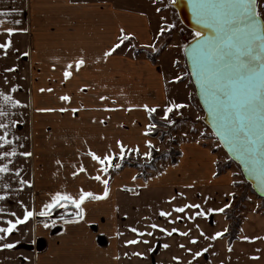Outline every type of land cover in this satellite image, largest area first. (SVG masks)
I'll use <instances>...</instances> for the list:
<instances>
[{
  "label": "crops",
  "instance_id": "0c3cea01",
  "mask_svg": "<svg viewBox=\"0 0 264 264\" xmlns=\"http://www.w3.org/2000/svg\"><path fill=\"white\" fill-rule=\"evenodd\" d=\"M157 8H160L157 0H0V11L10 13L0 17L4 20L0 42L6 39L2 28L27 29L13 35V48L7 57L0 55V90L10 92L15 86L16 92L11 94L21 101L20 106L10 109L8 116L17 122L8 130L9 139H18L0 149L15 148L17 152L15 157L8 158L12 160L13 171L0 179V183L10 185L9 189L0 188V194L8 192L5 200L0 201V207L7 210L0 213V227L7 226V219L22 218L25 207L36 213L0 241V244H14L12 249L0 248V264H176L173 256L181 257V264H186L192 256L178 248L180 243L193 251L211 245L193 264H264V239H241L264 237V217L255 208L243 210L239 239L231 246L224 236L215 241L201 237L197 245H191L188 238L178 234L167 237L158 230L154 237L142 238L149 241L147 245L125 244L126 240L136 238L128 230L129 225L152 231L145 226L155 222L169 229H191V235L197 237L199 230L211 236L228 229L230 221L225 211L175 224H168L158 215L160 210L171 211L173 205L183 203H199L205 210L225 204L231 206L239 193L238 168L217 171L218 165L228 160L224 150L187 133L186 126L174 133L180 153L176 163L161 161L159 169H151L146 177L138 167L131 166L113 168L103 174L110 181V195L104 200L86 201L84 221L65 224L56 218L57 223L52 225L51 220L38 215L56 191H67L74 196L80 188L102 193L103 185L89 178L99 168L86 155L89 149L102 155L111 146L113 152H118L116 141L120 140L127 147L140 149L139 156L135 153H126V156L143 160L146 158L143 153L148 150L146 140H151L157 148L166 143L150 133L143 134L152 121L143 108L132 105H158L154 115L161 119L164 105L174 100L189 105L179 110L182 114L173 112L176 119L198 121L197 117H204L191 98L194 88L187 81L173 79L181 76L175 63L180 60L179 40L174 37L160 46L163 41L160 35L157 39L158 29L168 23L169 12L162 8L157 12ZM17 19L21 21L19 25L14 23ZM121 29L132 37L107 61H97L98 56L118 42ZM144 45H155V51L161 47L155 62L144 53L155 51ZM24 52L28 55H23ZM81 56L85 58V65L78 71L73 66V75L64 81L66 65ZM13 66L14 71L5 70ZM42 88L52 91L41 92ZM65 94L71 97L69 102L59 99ZM101 95L108 99L100 101ZM105 105L115 110L106 111ZM62 107L69 111H58ZM42 108L57 111H37ZM72 108L80 111L74 114ZM22 152L31 155L25 157L20 155ZM81 163L87 172L73 177L71 173ZM113 163L121 161L117 158ZM16 169L20 171L18 178ZM133 176L137 177L135 181ZM19 179H26L30 184L21 188ZM145 184L147 187H138ZM178 193H183V197ZM171 196L177 198L169 204ZM193 211L186 210V213ZM11 212L16 216H11ZM176 215L173 213L171 219ZM45 223L49 227H44ZM197 224L199 230L195 227ZM165 243L170 247L165 249ZM134 252L143 253V257L132 255Z\"/></svg>",
  "mask_w": 264,
  "mask_h": 264
},
{
  "label": "snow or ice",
  "instance_id": "6c2138e0",
  "mask_svg": "<svg viewBox=\"0 0 264 264\" xmlns=\"http://www.w3.org/2000/svg\"><path fill=\"white\" fill-rule=\"evenodd\" d=\"M155 2V0H153ZM177 0H169V3L175 4ZM187 5L191 12L192 20L196 26L192 40L190 43H185L183 53L187 57V61L191 68V76L195 80L196 87L199 92L200 99L203 104V110L206 117H197V119H205L206 122L211 124L212 133L218 137L219 143L227 148L230 157H234L243 166L244 173L251 177L257 185H259L261 192H264V16L258 10V0H187ZM16 9H12L15 12ZM157 12L161 11L160 8L156 9ZM10 13L8 11H0V17H7ZM163 20V17H161ZM4 20L0 19V27H2ZM14 23L19 25L20 20H15ZM175 27L172 23H165L164 26L159 27L158 36L163 35L165 32ZM17 32H27L26 28L7 27L2 28V33L6 35V39L0 42V55L7 57L9 51L13 48L12 37ZM121 35L118 37V42L113 44L110 48L103 52L102 56L97 57V61L107 59L128 41L132 34H125L124 30H120ZM144 47H152L153 51L156 50L155 45H144ZM23 55L27 56L28 53L24 52ZM85 58L83 56L75 59L66 65L63 71V79L67 81L72 75L73 66L78 71L85 65ZM175 63H179L175 61ZM8 72L15 70V67L5 69ZM174 81L182 79L180 75L175 76ZM41 92H51L52 89H40ZM83 91V89H81ZM16 92V87L13 86L10 92L0 90V149L5 146H11L14 137L9 139V128L15 127L17 122L8 119L9 111L11 108L21 105V101L15 99L11 93ZM61 101L69 102L71 97L67 94L59 97ZM108 97L101 95L100 101H106ZM115 103V101H113ZM189 105L186 103H178L170 101L163 107V115L161 119L167 125H173L175 121L170 118V114L174 111L176 114H182L179 110L187 108ZM131 107H141L147 113L149 120L153 118V114L157 112L158 105L149 107L144 105H132ZM106 111H114L115 109L107 107ZM130 110V108L128 109ZM37 111H57V109L46 108L37 109ZM60 112L69 111L67 108L58 109ZM72 113H77L80 109L72 108ZM101 123L104 121L101 120ZM156 128L155 123H149L145 127L144 135L151 133ZM204 135V133H201ZM147 151L143 153L149 160L152 158L154 145L151 140L145 141ZM116 146L118 152H113L111 146L104 152V154H97V152L89 149L86 153L95 164L99 165L97 174L89 177L98 181L103 185L102 193H96L89 190L80 188L77 195H73L67 191H56L51 194L49 202L42 205L38 215L41 217L50 218L56 209H63L64 214L59 216V220L65 224H76L85 220L86 210L83 207L86 201H100L107 199L110 195L109 179L103 178V174H108L110 169L121 168V163H113L115 159L123 161L126 153H135L139 156V147H127L122 141L117 140ZM17 155L16 149L0 150V161L7 160V163H0V179L13 171L10 168L12 160L9 157ZM22 156H30L29 152L20 153ZM59 165L61 161L57 160ZM215 163V161H214ZM16 177L20 176L19 169H16ZM87 172L86 167L81 163L71 173L76 177L79 173ZM215 176L216 173H213ZM136 176L132 177L135 181ZM30 181L26 179H19V186L23 188L29 185ZM138 187H147V185H140ZM192 187V185H187ZM0 188L9 189L8 183H0ZM127 191L132 189L127 188ZM138 194V193H137ZM177 195L183 197V193ZM228 195H233L228 193ZM8 196L5 191L0 194V201H4ZM176 196L168 198V203L176 200ZM207 199V198H206ZM230 205L225 204L223 207L207 210L202 209L199 203H183L181 205H173L171 211L160 210L158 215L165 218L168 224H175L177 221L189 220L195 221L197 217H206L208 213L217 212L223 213ZM186 210H195L191 214H187ZM7 210L0 207V213ZM173 213L178 215L175 219H171ZM11 216H16L15 212L10 213ZM36 215L26 207L23 210L22 218L16 217L6 220V227H0V241L4 240L6 236L17 228L18 225L24 224L29 218ZM70 216V219L66 217ZM145 219H148L145 217ZM50 223L55 225L56 220H51ZM44 227H49L48 223ZM146 228H151L152 231H142L137 227L128 226V230L135 234L134 239L125 241L126 245H137L143 243L149 244V241L142 239L144 236L154 237V233L158 230L160 233L167 237H172L178 234L180 237L188 238L191 245H197L199 238L205 240H217L221 238L225 232L217 231L213 235H206L203 230H199V225L195 227L199 230V236L191 235V229L181 231L177 227L171 229L158 225L153 222L146 225ZM117 235L121 233L117 232ZM241 239L245 241L264 239V237H248L243 236ZM13 243L0 244V248L12 249ZM165 249L170 245L165 243ZM211 245L201 248L200 250L193 251V248L186 247L185 244H178V248L183 249L185 253L191 254L192 259L188 260L186 264H193L197 258L201 257L204 253L208 252ZM231 251V247L228 249ZM148 251H152L151 248ZM127 257L128 253H124ZM134 256L143 257V253L134 252ZM256 257H253L255 259ZM119 259V257H116ZM172 260L176 264H181V257L173 256Z\"/></svg>",
  "mask_w": 264,
  "mask_h": 264
},
{
  "label": "rangeland",
  "instance_id": "374dc122",
  "mask_svg": "<svg viewBox=\"0 0 264 264\" xmlns=\"http://www.w3.org/2000/svg\"><path fill=\"white\" fill-rule=\"evenodd\" d=\"M157 1L160 4V8L168 10L169 12L168 23H172L175 25L173 29L165 32L163 35H160V39H162L163 41L160 46H163L164 43H168V41H170L174 37H176L179 40L178 51L180 55V60L179 63L177 64V67L181 71L182 80L187 81L192 88L193 84L186 65L182 46L185 43L191 42L193 31H190L189 29L184 27V25L181 23L179 19L177 11L173 7V4L169 3V0H157ZM258 10L261 12L262 16H264V2H262L261 0H258ZM160 48H157V51L155 52L146 51L144 53H146L148 58H156V55L158 54ZM137 52H135L134 54H138ZM191 98L193 99V102L197 104L199 110L203 112V109L201 108L198 102L195 89L194 92L192 93ZM154 116L156 119H154L155 121L153 120L152 123L156 124V128L151 132V135H153L154 137H159L161 141H164L166 143L162 147L153 148V154L150 160L147 157L144 158L143 160H140L138 157L136 159H132L128 155L125 156L124 159L128 160V162L126 161L124 162V160L121 161L122 163L121 167L130 166L129 161L133 160L134 163L137 164V167L139 168L141 174L144 177H146L150 174L149 171L151 169L154 170L159 169L160 167L158 166L159 162L161 161L172 162L174 159H177L179 150L177 149V140L174 138V133L178 132L179 130H182L184 126L187 127V133H190L191 135H194L197 138H202L205 140V142H210L214 145H217L219 149L221 148L223 150L222 146L215 138L211 130L206 126L203 119H200L198 121H194L192 119H186V118L176 119L174 114L171 113L170 118L173 121H175V123L173 125H167L162 119L157 118L156 115ZM201 133H204V135H201ZM230 160L231 159L228 156V160H226V162L223 163V165H227V168L236 166L238 168L237 170L241 178L237 180V184H236L239 188V193L236 196H234L232 205L230 206V208L227 209L226 215L232 218L242 219L243 210L251 211L253 210V208H255V210H257L259 214H261L264 217V199L259 198L254 193L251 185L248 182H246V180L244 179L239 166L236 165L234 162L233 164L230 163L229 162ZM223 165L221 164V166ZM229 221L230 224L233 223L232 220Z\"/></svg>",
  "mask_w": 264,
  "mask_h": 264
},
{
  "label": "water",
  "instance_id": "95a60500",
  "mask_svg": "<svg viewBox=\"0 0 264 264\" xmlns=\"http://www.w3.org/2000/svg\"><path fill=\"white\" fill-rule=\"evenodd\" d=\"M173 7L175 8V10L177 11L178 13V16H179V19L181 21V23L184 25L185 28L189 29L190 31H193L195 30L196 26L194 25V22L192 20V16H191V12L189 10V7L187 5V0H177V2L175 4H173ZM190 43V42H189ZM185 57V55H184ZM185 61H186V65H187V68H188V71H189V74H190V78H191V81H192V84H193V87L195 89V92H196V96H197V99H198V102L201 106V108L203 109V104H202V101L200 99V96H199V92H198V89L196 87V84H195V80L194 78L191 76V68H190V65L187 61V57H185ZM204 112V110H203ZM204 117H206V113L204 112ZM204 123L206 124V126L211 130L212 132V127H211V124L206 122V118L203 119ZM215 138L218 140L219 142V139L218 137L215 136ZM223 148V150L227 153V155L229 156V158L236 164L239 166L240 168V171L244 177V179L246 180V182H248L254 193L261 199H264V192H261L260 190V187L259 185H257V183L249 176H247L245 173H244V169H243V166L240 164V162L238 160H236L234 157H230L229 153H228V150L227 148H225L222 144H220Z\"/></svg>",
  "mask_w": 264,
  "mask_h": 264
},
{
  "label": "trees",
  "instance_id": "16d2710c",
  "mask_svg": "<svg viewBox=\"0 0 264 264\" xmlns=\"http://www.w3.org/2000/svg\"><path fill=\"white\" fill-rule=\"evenodd\" d=\"M157 56V55H156ZM151 61L155 62L156 61V58H149ZM156 119L154 114H153V118H152V122L153 120ZM155 121V120H154ZM151 135V133H150ZM153 136V135H151ZM180 153L178 154V157H179ZM177 157V158H178ZM131 160V159H130ZM128 162V160H125L124 159V162ZM130 163V166L131 167H137V164L134 163L133 160L129 161ZM177 162V159H174L172 161V163H176ZM230 163L233 164V161L230 160L229 161ZM122 165V163H121ZM227 168V165H223L221 166V164L218 165V173L222 172L224 169ZM249 185V184H248ZM228 209V208H227ZM227 209L225 210V215H226V211ZM64 214V210L63 209H56L53 211L52 213V216L50 218H47L48 220H54L56 218H59L60 215ZM46 218V217H45ZM226 218L228 220H232L233 223L229 225L228 227V231L224 233V237H226L228 239V244L231 246L234 242H236L238 239H239V234H240V230H241V225H242V219L241 218H232V217H229L228 215H226Z\"/></svg>",
  "mask_w": 264,
  "mask_h": 264
}]
</instances>
